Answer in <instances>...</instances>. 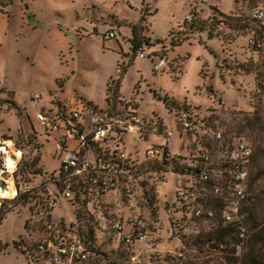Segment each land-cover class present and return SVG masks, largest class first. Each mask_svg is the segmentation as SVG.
Listing matches in <instances>:
<instances>
[{"label":"rangeland","instance_id":"1","mask_svg":"<svg viewBox=\"0 0 264 264\" xmlns=\"http://www.w3.org/2000/svg\"><path fill=\"white\" fill-rule=\"evenodd\" d=\"M12 4L7 14H0V138L8 146L0 159L3 165L6 157L16 158V174L0 176V188L3 183L8 188L12 181L16 195L0 198V210L3 201L17 197L16 187L25 182L32 187L33 197L4 213L0 264H57L50 239L57 230L77 227L69 200L56 198L51 185V174L61 163L55 139L33 133L42 129L35 120L37 111L52 100L70 101L81 110L82 97L105 107L112 98L109 95L118 90V100H132L142 123L148 124L145 134L125 135L121 150L133 156H142L152 147L183 157L194 155L198 149L194 135L180 133L184 117L203 129L220 130L227 139L250 138L253 129L240 131L239 127L247 124L241 122L246 115L252 124L264 125V92L255 73L241 70L242 65L264 62V46L257 51L253 43L257 26L251 23V29L234 31L220 23L223 19L218 14L217 20L212 19L216 8L227 16L253 20L255 8L264 11V0H13ZM192 9L220 39L208 40V33H203L181 47H171L173 38L190 33L184 23L192 18ZM143 16L145 43L140 53L146 58L134 55L129 34L130 26ZM111 27L117 37L105 40L103 33ZM159 59L166 60L162 68H156ZM109 88L112 92L108 93ZM156 95L172 98L180 110L169 112ZM7 101L15 102L19 110ZM17 153L22 155L17 158ZM145 170L141 187L131 182L127 198L121 189L111 192L110 202L101 203L108 209L96 216L100 220L107 216L108 227L113 220L138 218L146 224L145 238L133 246H118L115 236L96 226L92 249L82 242L87 258L63 264L222 262L217 248L193 242L210 229L208 224L179 222L170 215L175 192L190 178L178 177L170 166L159 172ZM258 185L263 189L264 179ZM44 189L46 194H42ZM49 194L56 199L52 209L45 200ZM92 202L102 209L100 203ZM70 236L69 241H74L75 236Z\"/></svg>","mask_w":264,"mask_h":264},{"label":"built area","instance_id":"2","mask_svg":"<svg viewBox=\"0 0 264 264\" xmlns=\"http://www.w3.org/2000/svg\"><path fill=\"white\" fill-rule=\"evenodd\" d=\"M252 15L254 19L264 25V11L261 7L255 8ZM116 37L117 33L113 27L103 33L105 40ZM140 54L141 57L146 58L145 53ZM165 65L166 60L161 59L156 68H162ZM111 97L107 105L102 107L103 111L97 114L91 115L86 108L87 102L80 98L83 105L81 110L73 106L70 101L52 100L50 105L37 111L35 115V120L42 128L40 132L47 133L48 137L53 136L55 139L57 151L60 152L63 171L70 181L62 196L68 200L73 197L72 179H77L83 185L92 188L97 185L98 177L107 169L102 161H97L96 157L94 158L85 152L88 144L87 134L92 135L95 141L116 138V130L125 135L128 132L145 134L143 128L145 124H148L142 123L139 118L137 105L132 100H118L113 95ZM34 99L38 102L40 97L36 96ZM87 116L89 127L84 126L82 122L83 117ZM195 127L194 121L184 117L181 121V136L182 133L184 137L188 134L194 135ZM78 128L83 129V134H79ZM166 135L171 137V133ZM200 135L201 143L194 140L198 149L192 156L201 159L209 168L200 171L194 180L188 176L190 179L187 183L182 184L176 193L180 200L194 211L197 217L214 224L218 222L224 226H235L242 239L236 245V250L240 255L248 239V228L244 221L242 207L248 196L253 148L245 138L227 139L224 133L217 129L205 127ZM121 147L117 149L116 157L125 160L128 154L122 151ZM7 152L8 146L1 143L0 138V156H5L4 154ZM146 153L148 156H155L160 154V150L152 147ZM192 156L189 155L188 157ZM6 167V164L3 163L0 176L8 173ZM120 174H111L114 175L115 182L108 188L116 189L115 191L121 189L124 197L127 198L132 193L131 182L133 183L134 180ZM16 189L18 193L27 192L26 188L19 190L16 187ZM48 200L50 209H52L56 199H53L51 195ZM105 224V221L98 219V226L110 228L115 233L118 242L130 243L134 239L141 241L145 238L146 224L138 218H129L124 222L113 221L109 227ZM55 234L49 243V249L52 250L55 263L63 264L65 260L71 262L74 258L81 260L87 258L80 239L75 237L74 241H69L70 234L61 229L57 230Z\"/></svg>","mask_w":264,"mask_h":264},{"label":"trees","instance_id":"3","mask_svg":"<svg viewBox=\"0 0 264 264\" xmlns=\"http://www.w3.org/2000/svg\"><path fill=\"white\" fill-rule=\"evenodd\" d=\"M13 0H0V14H7V9L13 6ZM214 9L213 20H217L218 14L223 21H220L226 28L234 31H239L243 29H251V23H255L257 28H255L256 36L253 41L254 48L257 51H261V48L264 46V25L259 23L256 19L248 20L242 17L227 16L223 13ZM192 18L190 21H185L184 25L187 27V30L190 31L184 38L175 40L174 38L171 41V47L178 48L181 47L185 42L190 41L194 38V35H202L203 33H208V40L220 39L218 35H214L212 29H210L208 22L198 18V13L195 9L191 10ZM145 20V16L141 19L138 24L131 25L132 37H131V50L136 56L137 53H140L142 47L145 43V37H143L144 27H142L141 22ZM157 42H162V40L156 39ZM199 44L204 45L208 52L216 57L215 52L211 49L206 42ZM159 59L158 61H160ZM241 70L246 74H256V80L258 87L262 92H264V62L262 64L250 63L247 65H242ZM117 91H113L112 95L117 97ZM107 92H112L109 88ZM112 95H109L110 97ZM10 96V95H9ZM82 98V97H81ZM157 101L164 104L165 108L170 112L173 110H180V105L175 100L168 96L156 95ZM86 101V108L90 111V114H97L103 111V108L92 101H89L86 98H82ZM12 108L19 110V107L13 101H7ZM109 102V99L107 100ZM183 106V105H182ZM191 120V119H190ZM84 126L89 127V118L83 117ZM241 122H246L245 127H240V131L243 129H253L252 133H249L250 138H245L253 148V157L251 159L250 167V182L248 189V196L243 204L242 213L244 215V221L248 228V239L243 248V251L238 255L236 250V245L242 241L238 229L233 225L224 226L221 223H211L207 222L200 217H197L192 211V209L180 200L177 193L175 192L176 202H172L170 205V215L176 219V221H185L198 223V224H208L210 227L209 230L201 237L199 236L197 240L193 241L195 245L201 244L204 242V245L214 246L222 254V262L219 264H264V188L260 189L259 183L264 179V125L257 123L252 124L249 116L246 115ZM204 125L206 122H202ZM32 129H35L33 123ZM195 124L194 138L196 142L201 143L200 133L203 131V126H198ZM80 126V125H79ZM82 126V125H81ZM84 126H82L84 128ZM79 134H83V129H77ZM36 131V132H35ZM33 133L35 136L45 135L37 129ZM144 133V132H143ZM37 134V135H36ZM117 137H112L109 140L105 139L103 141H95L92 135L87 134V147L85 152H88L94 158L96 157L97 161H102L103 164L107 166V169L103 171V174L98 177L99 181L97 185L90 188L86 185L80 183L77 179H72V193L73 197L69 199V205L72 210L73 217L77 224V229L71 225L68 228H62V231H67L70 235H74L84 245L87 249H92V246L95 243V227L98 226V219H96L103 209L107 210V205H102L110 202V193L114 192L116 189L108 188L112 183L115 182L114 175L119 174L124 175L125 177H131L135 183H138L141 187L140 178L144 173V169L152 171H164L166 167H171L172 173L177 175L180 178L189 176L192 180L198 177L200 171H204L209 168L208 165H205L201 159L196 157H183L178 155H173L168 152L167 148H157L160 150V154L155 156H148L145 152L144 155L139 156L129 154L125 160H121L116 157V151L119 147L124 146L125 134L123 132L116 130ZM147 137V136H146ZM117 141V142H115ZM119 142V143H118ZM2 161L0 159V169ZM145 170V171H146ZM110 172V173H109ZM41 172H39L40 174ZM16 174V171L13 173ZM52 183L51 185L55 189V195L57 198H61L64 195L67 184L70 182L67 174L63 171L62 163L59 167L53 171L51 174ZM140 182H139V181ZM121 182V181H120ZM122 183V182H121ZM18 189L26 188L27 192L20 193L13 200H5L1 206L0 210V224L4 219V213L11 212L14 208L19 205H25L30 200V197H33L32 187L29 186V183H23L22 185L17 186ZM208 187V186H207ZM39 190L38 188L36 191ZM42 194H46L44 189ZM51 194L46 195V199H49ZM109 196V197H107ZM124 197V196H123ZM92 199V200H91ZM96 199V200H95ZM92 201H97L98 204L94 205ZM9 205V208L6 207ZM6 209V211H4ZM100 208V209H99ZM98 210V213H97ZM110 218V217H109ZM102 220L109 222L107 216H103ZM116 221V220H113ZM118 221V220H117ZM122 222V221H119ZM124 222V221H123ZM214 224V225H213ZM85 227V228H84ZM99 231V230H97ZM104 232H108L112 237L115 236V233L110 230V228H104ZM76 233V234H74ZM146 235V234H145ZM138 239H134L132 242L127 243L126 241L118 242V246L123 244L127 246H133ZM142 241V240H141ZM25 254V253H23Z\"/></svg>","mask_w":264,"mask_h":264},{"label":"bare ground","instance_id":"4","mask_svg":"<svg viewBox=\"0 0 264 264\" xmlns=\"http://www.w3.org/2000/svg\"><path fill=\"white\" fill-rule=\"evenodd\" d=\"M22 155L21 153H17L16 156L17 158ZM7 158V157H6ZM16 158H10L8 157L6 160V169L8 170V173H13L15 170V164H16ZM9 186L8 188L1 189L0 188V198H13L16 195V190L14 188L13 182L9 181L8 182Z\"/></svg>","mask_w":264,"mask_h":264},{"label":"water","instance_id":"5","mask_svg":"<svg viewBox=\"0 0 264 264\" xmlns=\"http://www.w3.org/2000/svg\"><path fill=\"white\" fill-rule=\"evenodd\" d=\"M1 187H2V189H5V185H4V183H3V184H1Z\"/></svg>","mask_w":264,"mask_h":264},{"label":"crops","instance_id":"6","mask_svg":"<svg viewBox=\"0 0 264 264\" xmlns=\"http://www.w3.org/2000/svg\"><path fill=\"white\" fill-rule=\"evenodd\" d=\"M138 24V23H137ZM130 34V36H132V33H129Z\"/></svg>","mask_w":264,"mask_h":264}]
</instances>
